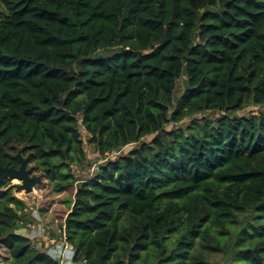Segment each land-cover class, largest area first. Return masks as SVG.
Wrapping results in <instances>:
<instances>
[{
  "label": "trees",
  "instance_id": "1",
  "mask_svg": "<svg viewBox=\"0 0 264 264\" xmlns=\"http://www.w3.org/2000/svg\"><path fill=\"white\" fill-rule=\"evenodd\" d=\"M0 2V167L65 195L74 262L264 264V0ZM15 188L4 264H59Z\"/></svg>",
  "mask_w": 264,
  "mask_h": 264
},
{
  "label": "rangeland",
  "instance_id": "2",
  "mask_svg": "<svg viewBox=\"0 0 264 264\" xmlns=\"http://www.w3.org/2000/svg\"><path fill=\"white\" fill-rule=\"evenodd\" d=\"M2 5L0 2V9ZM184 90V84L182 82L177 84V91L175 96L178 97L180 93ZM257 110L256 107L247 108L246 112L249 110ZM260 111H264L261 109ZM244 112V114L246 113ZM189 123V119L182 121V125L186 126ZM178 125H171V127L176 128ZM81 136L85 142V153L86 162L81 167H73L74 178H86L88 176H93L100 158L94 153L91 146L87 142V135L83 129H80ZM38 176L37 172H34ZM11 185H15L14 196L22 200L26 204L24 212L27 214V238L31 241V244L37 248L42 249L45 253L53 248L52 245H48L49 240H55L60 242L61 234H63V229L59 217L67 213V204L64 202L65 195L56 194L52 191L50 183L46 180L38 185H35L31 193H25L20 187V182L15 179H10ZM44 183V184H43ZM9 259V255L6 249L0 245V264H4L5 261Z\"/></svg>",
  "mask_w": 264,
  "mask_h": 264
},
{
  "label": "water",
  "instance_id": "3",
  "mask_svg": "<svg viewBox=\"0 0 264 264\" xmlns=\"http://www.w3.org/2000/svg\"><path fill=\"white\" fill-rule=\"evenodd\" d=\"M20 162L18 168L0 167V181L6 178L15 179L20 182V187L25 193H31L35 185L42 182L40 176L35 175L31 168H27L26 160L17 156Z\"/></svg>",
  "mask_w": 264,
  "mask_h": 264
},
{
  "label": "built area",
  "instance_id": "4",
  "mask_svg": "<svg viewBox=\"0 0 264 264\" xmlns=\"http://www.w3.org/2000/svg\"><path fill=\"white\" fill-rule=\"evenodd\" d=\"M32 239L29 240L32 241ZM47 243L48 245H52L53 248H50L46 254L49 257L57 260L59 264H80L78 262L73 261V250L70 245L65 241L64 234L62 235L60 242H56L55 240H49Z\"/></svg>",
  "mask_w": 264,
  "mask_h": 264
}]
</instances>
